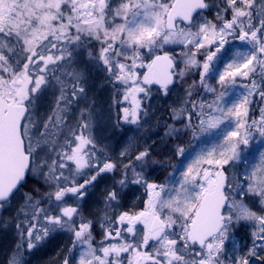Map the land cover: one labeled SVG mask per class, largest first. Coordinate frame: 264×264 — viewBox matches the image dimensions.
Here are the masks:
<instances>
[{"label":"snow or ice","instance_id":"obj_1","mask_svg":"<svg viewBox=\"0 0 264 264\" xmlns=\"http://www.w3.org/2000/svg\"><path fill=\"white\" fill-rule=\"evenodd\" d=\"M213 7L215 21L203 16ZM230 38L248 50H237L213 77ZM172 45L186 49L182 68L167 50ZM193 69L199 80L187 84L171 117L193 136L215 130L216 142L201 148L179 179L173 172L163 183L149 180L145 169L158 162L150 146L134 159L122 151L128 163L105 155L93 134L95 102L87 103L93 72L122 88L131 110L123 108L118 119L139 126L147 115L140 94L149 99L155 84L167 96ZM238 78L249 83L236 93ZM200 89L213 98H202ZM254 96L264 101V0H0V210L22 200L8 264H26L22 250L58 232L71 241L62 264H264V107L250 117ZM46 101L50 111L41 113ZM80 101L85 106L70 123ZM165 127L166 137L179 135ZM256 138L261 147L253 154ZM174 151L186 154L183 146ZM118 167L120 178L103 197L97 241V220L82 209L90 189ZM29 179L42 184L23 191ZM130 184L143 187V206L117 213ZM257 200L259 211L250 206ZM241 225L250 228L246 250L235 241Z\"/></svg>","mask_w":264,"mask_h":264},{"label":"rangeland","instance_id":"obj_2","mask_svg":"<svg viewBox=\"0 0 264 264\" xmlns=\"http://www.w3.org/2000/svg\"><path fill=\"white\" fill-rule=\"evenodd\" d=\"M213 3H219V0H211ZM210 15L206 16L203 14L205 18L208 20L215 21V12L216 9L213 7L210 9ZM197 19H199V16H197ZM247 45L243 43H236L231 44L227 52H222L221 59L214 62V68L216 69L215 72H213V77H217L218 73L221 71H224L225 69V62L230 61L231 57L235 55L237 50L240 51H247L248 50ZM168 51L171 52L173 56H175L176 60L179 62V67H183L182 63V57L180 53L182 51H186V49H183L180 45H172L169 46ZM86 55V53H85ZM202 57V56H198ZM141 73L144 71V69H139ZM198 70H196L195 73H192L188 75L186 78V83L177 84V88L171 91L173 92V96L178 93V90H181L180 88L186 87L187 84L192 83L193 80L198 81ZM96 81V85H95ZM209 84H212L219 88V85L216 83V79L212 78L208 80ZM249 83L247 80H243L241 78H238L237 80V87L234 89V92L239 93L243 91L242 88L239 87L240 84H246ZM95 86H97V90L99 93V97L102 100L100 103L95 98ZM105 88H107L108 92L105 91ZM170 92V95L172 94ZM122 88L120 86L113 87V84L108 81L107 74L105 72H93L91 77L89 78V85H88V101L87 103H92V101L95 102L94 110L92 113V124H93V134L97 138V143L100 147L104 148L105 155L112 158L115 162H120L122 160L123 163H125V160L120 156L116 151H110L108 147L111 144H108V137L111 131H113V140H112V148H124L123 151L128 150L130 153L131 149L133 147H137L136 149L142 151L145 147L150 146L153 150V159L158 161L155 164H150L145 169V174L148 176L149 180L156 183H163L165 181V178L169 176V174L173 173L175 174V177L177 179L180 178L181 171L184 170V168L187 167L189 163H191V160L194 159L195 154L204 147L210 146L212 143L216 142L215 137L213 135V132L215 130H212L210 132H200L197 131L196 135L193 136V132L191 130V134L186 137L187 140L185 143V139L181 138V141L175 142V138L172 137H166L165 132L167 131L165 125H172L180 130L179 133H183L182 129L183 125L181 123H176L172 119V122L169 121V116L166 114H163L160 124H157V120L155 119L156 116H159L160 108H157V105L152 102L153 99L158 101H167L166 96H161L160 99L157 98V94L155 93V90L151 88V96L149 99H144L143 95H140V99L144 102L147 101L146 106L144 107L147 109V115L145 116L143 113H141V120L140 125L137 126L135 124H128L125 123L122 119H118V116H122V109L125 107H128L131 110L130 101H124L122 99ZM202 98L210 101L213 96L212 94L208 93L202 94ZM253 99V97H252ZM259 99V96L257 97ZM50 100V97H49ZM253 104L251 106L252 111H257V108L259 105H257L258 101H255L253 99ZM260 101V99H259ZM85 101H80L79 105H73L69 114V122L75 123L76 120L79 118L80 109L85 106ZM129 103V104H128ZM181 105L178 106V108ZM264 107V105L262 106ZM165 110L164 107H162V113ZM41 113H47L50 111V104L48 101L44 103V105L40 109ZM258 114V113H257ZM252 113L250 111V117L252 118ZM172 118V117H171ZM194 123V122H193ZM196 123L198 121L196 120ZM160 126V130H159ZM160 133V134H159ZM63 142V138L61 137V143ZM175 144V147L177 146H186V154L184 157H179L174 153V156L172 158V162L170 163L168 160V157L166 156V149L169 148V144ZM252 153L255 154L257 150L261 147V141L259 138L254 139L252 142ZM158 149V150H157ZM158 153V154H157ZM133 158V157H132ZM252 157L250 156L249 159ZM183 161V164L181 165L180 162ZM170 164H173V166H177L174 170V167L170 168ZM163 165V166H161ZM120 167L117 168L115 173H108L105 175L104 178L100 179L96 187L94 189H90V195L86 199L82 211L86 216H88L90 219H96L99 224V217L103 216L104 212L102 209L101 213H98L99 210L96 209L95 212H93L92 209V197L94 196L96 198V201L103 202V197L106 192V190L112 186L114 180L120 178ZM67 175V172H66ZM156 180V181H155ZM34 181H37L36 179H30L27 186L23 191H28L29 187L34 183ZM38 182V181H37ZM42 184V181H40ZM33 188V186H32ZM31 188V189H32ZM144 191L143 187L138 185H129L127 189L124 190V195H128L133 191L137 190ZM47 187L44 186L42 188V191H47ZM96 192V194H95ZM146 199V197H145ZM22 203V200L19 199V197L12 202V206L10 208H7V210H0V264H8V261L12 257L13 253L16 251V244L19 242L17 231L15 228V220L13 218L17 215V209L19 208L20 204ZM71 203V201H69ZM123 204V202H122ZM250 206L253 207V210L259 211L260 210V203L259 201L253 202ZM121 207L116 208L115 211L118 213ZM86 211H88L86 213ZM94 214V215H93ZM20 219H23L21 216ZM4 221H8L7 226L5 225ZM247 231V241L244 243L250 245V237L249 232L250 228L244 225ZM235 241L238 243L239 247L241 248L239 238L235 236ZM71 243L70 237L67 233L58 232L53 235L52 238L47 240L46 242L39 245L37 248L33 249L31 252L23 251L22 250V258L26 262V264H61L63 258L68 255L67 249L70 247L69 244ZM226 248L229 252H231L233 248V243L229 241L226 244ZM50 251L48 253V257L46 256L47 251ZM246 250V249H244Z\"/></svg>","mask_w":264,"mask_h":264},{"label":"flooded vegetation","instance_id":"obj_3","mask_svg":"<svg viewBox=\"0 0 264 264\" xmlns=\"http://www.w3.org/2000/svg\"><path fill=\"white\" fill-rule=\"evenodd\" d=\"M236 43H238V40H232L230 38V43L228 45H226L225 47L227 48L229 45L236 44ZM223 51L224 50H222V52ZM197 59L200 60L201 62L203 61V57H201V58L200 57H197ZM196 70H198V72H199V69H196ZM198 80H199V76H198ZM95 85H96V81H95ZM178 87H177V85H175L174 87L171 88V90L172 89L174 90L175 88L178 89ZM151 88L153 90H155V93L157 94V98L158 99H160L161 96H165L163 94V92L159 90V88L152 87V86H151ZM185 88L184 87L180 88L181 90H178V93H176L174 96H173V92L170 91V92H172V94L170 95V92H169V94L166 96L167 99H168L167 101L165 100V101L162 102V100H161V101H158L157 102L155 99L152 100V102L157 105V108H160L159 116H156L155 117V119L157 120V124H160L163 114H165V115L167 114L169 116V121L172 122V118H171L172 109L173 108H178V106L182 104V100H183V97L185 95V93H184V89ZM94 89H95L94 91H95V94H96L95 95V98H97L96 100L98 101V99H99L101 101V103H102V100H101L102 98L100 99V97H99V93H98V90H97V86H95ZM200 90L202 91V89H200ZM105 91L108 92L107 88H105ZM122 93H123V90H122ZM140 95H143V94H140ZM201 96H202V92H201ZM122 99H123V95H122ZM100 101H98V103H100ZM141 102H142V106L145 107L147 101L144 102L143 100H141ZM162 107L165 108V110L163 111V113H162ZM176 123H178V122H176ZM183 128L184 127H182V129ZM159 130H160V126H159ZM187 131H190L191 132V129H188ZM112 140H113V131L110 132L109 137H108V144H111L108 147V149L110 151H112V150L113 151H116L119 154L121 151L124 150V148H117V149L112 148V143H113ZM183 147H186V146L184 145ZM136 148L137 147H133L130 150L131 152L129 153L130 156L133 157V159H134V155L138 151H140L139 148H141V147H139L138 149H136ZM174 149H175V143L174 144H169V148L166 149V156L168 157V160H169L170 163L172 162V158H173L174 153H175ZM123 159L125 160V163H128V159H125V158H123ZM172 167H173V164H170V168H172ZM95 194H96V192H95ZM144 199H145L144 191H142L141 189L140 190H137V191H133V192H131L130 194H128L126 196L124 195L123 200H122L123 204H122L120 210H118V211L119 212L120 211H126V210H129V209L138 211V210H140L142 208V206H143L142 205V201ZM91 204H92L93 212H95V210L98 209L99 210L98 213H101V210L104 209V202H102V205H101V202L96 201V198L94 196L92 197V203ZM109 215H111V211L109 212ZM137 227L140 228L142 226L138 225ZM95 230H96V232H95L96 234H101L102 235V231L100 229V223L99 224H98V222L96 223ZM49 252L50 251L48 250L47 253H46V256L47 257H48V253Z\"/></svg>","mask_w":264,"mask_h":264},{"label":"trees","instance_id":"obj_4","mask_svg":"<svg viewBox=\"0 0 264 264\" xmlns=\"http://www.w3.org/2000/svg\"><path fill=\"white\" fill-rule=\"evenodd\" d=\"M219 2H220V0H219ZM211 12V11H210ZM210 12H208L207 14H206V16H209L211 13ZM196 72V69H193V73H195ZM255 79H257V80H259V76H256V77H254ZM200 92H202V94L204 93L203 92V89H202V91L201 90H199ZM257 97L258 96H254L253 97V99L255 100V101H258V103H257V105H259L258 106V108H257V111H252L251 110V113L253 114L252 115V118H259V115H260V108L264 105V101H259V99H257ZM199 99V98H198ZM258 113V114H257ZM193 122L194 123H196V119L194 118V120H193ZM183 131V133H179V135L177 136L176 134L173 136L174 138H175V142L176 141H178L179 139V141L178 142H180L181 141V138H186V137H188L190 134H191V132L190 131H187V130H182ZM186 139H185V143H186ZM176 144V143H175ZM187 144V143H186ZM30 180V179H29ZM29 180H28V182H29ZM38 183L39 184H41L40 182H37V181H34V183H32V185L29 187V189L28 190H30L31 188H32V186L33 187H36V186H38ZM88 211H86V213H87ZM96 232V230H95V227H94V235H95V237H96V240L98 241L99 239H101L102 238V235L101 234H96L95 233ZM235 236L237 237V238H239V241H240V245H241V249H245L244 248V243L247 241V231H246V228H245V226L244 225H241L239 228H238V230H236V232H235ZM36 264V263H35Z\"/></svg>","mask_w":264,"mask_h":264},{"label":"water","instance_id":"obj_5","mask_svg":"<svg viewBox=\"0 0 264 264\" xmlns=\"http://www.w3.org/2000/svg\"><path fill=\"white\" fill-rule=\"evenodd\" d=\"M207 12H208V10H204V11H203V13H207ZM194 15H196V14H194ZM182 26H183V25H182ZM152 86H153V87H156V88H159V85H155V84H153Z\"/></svg>","mask_w":264,"mask_h":264},{"label":"bare ground","instance_id":"obj_6","mask_svg":"<svg viewBox=\"0 0 264 264\" xmlns=\"http://www.w3.org/2000/svg\"><path fill=\"white\" fill-rule=\"evenodd\" d=\"M208 12H210V10H208Z\"/></svg>","mask_w":264,"mask_h":264}]
</instances>
